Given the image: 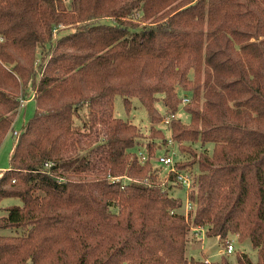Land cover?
I'll return each mask as SVG.
<instances>
[{"label":"trees","instance_id":"trees-1","mask_svg":"<svg viewBox=\"0 0 264 264\" xmlns=\"http://www.w3.org/2000/svg\"><path fill=\"white\" fill-rule=\"evenodd\" d=\"M9 132L0 203L22 204L0 214V264H264V0H0V145ZM169 139L174 170L154 165ZM198 227L257 259L188 255Z\"/></svg>","mask_w":264,"mask_h":264},{"label":"rangeland","instance_id":"rangeland-1","mask_svg":"<svg viewBox=\"0 0 264 264\" xmlns=\"http://www.w3.org/2000/svg\"><path fill=\"white\" fill-rule=\"evenodd\" d=\"M132 102H133L132 107L130 109H127L125 107L122 96L120 95L116 96L115 104H114V113L116 116L124 120H130L133 123L137 124L140 127V129L144 132V134H146L148 133L149 127L151 125L148 113L138 97H133ZM35 106H36L35 100L32 98L29 100L25 99L21 102L18 108V113L14 120V128L16 131H19L22 128L23 124L27 120H29V118L33 115L35 111ZM157 106L161 110H164V106L161 102H158ZM177 116L180 117L184 122L190 121V114L183 106H181L180 109L178 110ZM162 126L164 127L163 124ZM166 130H167L166 134L170 136L169 129ZM16 135L17 132L16 133L9 132L0 145V170L9 166V159L12 152V147L15 142ZM170 146H171L170 151L172 150L173 159L175 160L176 158H179L181 154L179 149L177 148V145L175 143L174 144L171 143ZM163 152L164 149H161L159 150L158 154H162ZM159 164H160L159 161L155 160L154 165L157 166ZM176 192L177 190H174V193ZM12 204L21 205L22 199L20 197H15V196L4 198L0 203V214L4 212L3 207ZM3 232L9 233L11 231L8 229V230H4ZM229 238L234 245L233 251L242 250L247 252L253 260L257 259V250L256 248H254L250 239L240 240L235 234H231ZM226 248L227 246L223 239H221L218 236H207L205 231L204 237H202L201 244L195 242V239L192 238L190 239L187 248V253L188 255H194L195 257L206 256V258H208L209 260H215L220 256L222 251L226 250ZM229 257L231 259H234L235 252H231L229 254Z\"/></svg>","mask_w":264,"mask_h":264},{"label":"built area","instance_id":"built-area-1","mask_svg":"<svg viewBox=\"0 0 264 264\" xmlns=\"http://www.w3.org/2000/svg\"><path fill=\"white\" fill-rule=\"evenodd\" d=\"M25 100V99H21V102ZM189 99L188 97H185L184 98V102H187ZM176 114L175 113H171L169 114L166 118H165V122L168 123L170 121V119L172 117H174ZM172 142V139H169V144ZM158 161L161 163V164H164L165 166H167L169 169H172L174 170V159L172 157V155H165V154H162V155H159L157 157ZM179 180H181L187 189H191L193 187V179L191 177V175L189 173H181L179 175ZM191 207V203H189V201L187 202V206H186V210H188L189 208ZM204 234H205V229L202 228V227H198V228H195V235L202 238L204 237ZM234 250V245L231 241H228L227 243V248L225 251H222V252H228V253H231L232 251ZM221 252V253H222ZM207 261H209V259H207Z\"/></svg>","mask_w":264,"mask_h":264},{"label":"crops","instance_id":"crops-1","mask_svg":"<svg viewBox=\"0 0 264 264\" xmlns=\"http://www.w3.org/2000/svg\"><path fill=\"white\" fill-rule=\"evenodd\" d=\"M14 146V145H13ZM12 149H13V147H12Z\"/></svg>","mask_w":264,"mask_h":264}]
</instances>
